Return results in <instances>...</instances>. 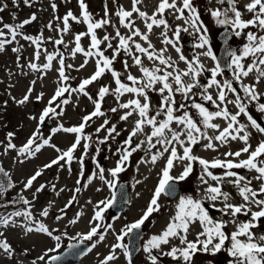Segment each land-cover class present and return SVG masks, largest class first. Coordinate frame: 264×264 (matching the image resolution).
I'll return each instance as SVG.
<instances>
[{"label":"snow or ice","instance_id":"1","mask_svg":"<svg viewBox=\"0 0 264 264\" xmlns=\"http://www.w3.org/2000/svg\"><path fill=\"white\" fill-rule=\"evenodd\" d=\"M15 3L16 0H13ZM25 4H29V0H24ZM79 8L81 10L80 16L73 14L69 10L62 18L56 17V19H62V27L57 26L55 29L61 35L59 38L48 37V40L53 43L54 46L63 45L65 49L68 48V44L64 40V35L70 31L69 21H75L76 23H83L86 25V31L79 32L74 35V47L71 49V55L76 56L77 53H82L85 57L84 61L76 68L77 71L84 68L88 63L89 59L94 60V71L88 77L79 83L76 88H69L66 82L69 80L68 75H66L65 68H73L71 64H65V56L57 48L54 52H48L47 49H42V44L44 43L43 33L39 36L25 35L19 30L25 25L30 24L32 21L36 20L35 14H33L29 19H25L21 23L13 26L9 24H3L0 28V52L5 50L7 44L16 42L17 36H21L24 40L30 41L32 45L35 46L33 60L29 61L28 67L37 72L46 73L47 70L52 68L53 61L59 56V68L57 69L59 76L57 81V87L55 89L54 95L48 101V106L45 107L41 114L29 117L30 119L37 120V128L28 138L27 142L18 149V155L24 156L25 158H30L36 153L40 152L45 146H50L55 148V145L50 143L51 136L44 138L40 132V126L46 121V118L50 114L57 116H62L64 114L62 105H67L70 103L69 98H64V94L75 92L78 94H83L94 105V110L82 117V121L79 125L72 127H64L62 124L51 129V133L54 135L57 132H65L76 134L74 142L66 150H61L55 148L59 155L53 159L50 163L45 164L44 168H51L53 165H57L63 168L65 165H69L68 171L71 172V163L76 160L83 166L84 157L87 156L90 144L87 141H91L92 137L84 135V129L88 122L93 119V117L104 116L105 113L101 110V102L104 98L111 94L115 97L117 101V107L109 109V111L116 113L118 109L126 110L120 115L119 119L121 121H128L130 117L136 115V119L133 121V126L129 132L127 138L123 141L122 145L117 149L118 159L115 162L113 168L108 169V174L112 179L105 178V169L99 164H96L98 169L97 173H93L92 177L88 178V183L92 182L93 177L97 176L100 180L108 186V188L114 189L116 187V178L118 175L125 171V164L129 161V158L133 153L145 148L146 155L151 153L152 149H156L157 145L160 146L155 153L150 155L149 160H141L140 163H151L153 165L160 158H164L166 163L161 169V178L154 190L152 198L148 203L146 209L142 211V215L139 219L132 223L125 224L119 231L113 228L112 224H101L98 221L104 220V211L112 207L115 201V194L109 199L99 201L94 205V214L89 220V229L86 233L77 234L80 238V243L85 241H91V245L87 248V254L92 252L93 249L97 247L98 244L105 241L106 235H108L109 230L114 236L115 242L109 246V252L99 260V264H112L118 260L117 250L119 249L123 256L127 260V264H133L132 253L129 251V245L126 244L125 238L129 237L130 234L133 236L138 235V230L145 224V221L155 213L160 211V204L158 203L159 198L162 194L171 195L175 189L172 187L173 182L184 181L193 172V162L198 161L202 166V171L200 174V182L202 185H207L203 190V196L200 199H194L192 197H180L175 212V215L170 218V222L166 225L165 229L158 235L151 236L142 247V250L148 254V258L151 264H157V255L153 254V251H159L161 255L171 257L176 261H183V264H191L193 256L197 252L205 253H219L225 248L226 241L230 242V247H227V253L232 258L230 264H264V234L257 236L253 229L258 227V223L261 218H264V140H261L255 148L249 143V138L251 133L247 130V125L240 123L238 117L243 114L250 121L251 127L256 129L261 134H264V126H261L256 119H253L247 111V104L244 102L248 101H258L262 93H258L255 84H244L242 82V77H248L250 73L255 71L256 83H260L264 79V0H249L248 3L243 5L246 12L251 13L252 17L249 19L243 18V12L237 8V0H217V3L223 5L227 3L228 7L223 10L220 8L209 9L211 16L216 19L218 25H228L231 27L232 32L235 36L239 37L244 30L250 27L259 30V33L248 31L246 33L247 43L242 49V53L237 55L236 52H229L231 57V62L228 64V68L232 71L233 80L240 83L243 96H241L236 87L233 86V80L225 79L223 82L217 80V76L223 74V69L219 63H216L214 67L207 69L211 72V79L207 85L200 84L198 79L205 71L204 65L200 62L199 57L205 56L210 57L213 61L216 60V56L213 54L211 47H209V40L207 38V29L200 22V15L197 9L193 6L192 0H181V5L178 6L177 0H159V3L152 15L147 12L140 10L138 7L142 3V0H131V9L126 10L123 6H120L115 12V15L119 19V24L128 29L127 34H122L120 28L115 24H111L109 18V11L107 4H105L104 18L99 20H94L92 14L88 11V6L85 0H78ZM7 5L0 7V12L6 8ZM51 8L55 12L57 5L53 2ZM166 10H173L175 18L177 20H183L184 25H177L172 31V35L176 40L169 37L168 32L170 26L163 17ZM185 10H187L188 15L185 16ZM136 13L139 18H141L145 23L146 31H141L140 28L135 27V21L133 20V14ZM231 13V15H230ZM160 17V18H158ZM111 25L115 29V35L105 33L102 37L97 35V30L105 28V26ZM163 26V31L160 33L162 37V43L164 45H171L177 53H181V49L177 46V40L179 39L181 31L188 32L189 28L192 29L193 34L198 35V43L194 45L196 48L204 49L201 53L193 57L192 60H188L183 54L179 55V59L184 61L186 64V69L180 70L175 68V61L171 56H165L167 52V47L157 50L150 40V33L153 27ZM47 27L52 30L53 25L51 22ZM4 29L8 31L5 32ZM87 37L89 39V44L87 48L82 45V39ZM144 42L147 46H143L141 42ZM113 41H116L115 45ZM227 43V39L225 40ZM104 46L103 48L101 46ZM111 49V56L105 55V52ZM135 51H134V50ZM13 52H19L20 48H13ZM123 53L125 56L130 57L132 64L128 63V60L123 61V67L126 75V80L131 82V85L124 83L122 81V73L115 70L113 67L114 62L117 57ZM147 57L148 60L156 62L153 67H145L141 55ZM44 55L45 63L38 64L35 61H39L41 55ZM251 55L253 60L250 64L245 66L241 61ZM20 57H17L19 62ZM137 67L139 72L142 73L141 77L133 75L130 71L131 67ZM163 66V68L161 67ZM172 69V71H167L166 69ZM163 74H158V73ZM105 73H110L111 77L115 82V88L110 89L108 86H101L97 93V98L93 97L86 91L88 85L93 84L98 81ZM188 77L189 81H185L183 78ZM42 78V76L40 77ZM171 80V82H170ZM35 84V81H32ZM160 85V87H156ZM213 86L216 87L217 93L214 98L209 89ZM201 88L202 91L199 93L201 99L205 102H210L215 111H210L209 108L205 107L201 103H197L194 100L191 103V108L197 110L200 119V124L203 125L205 130L212 129L218 131L215 136L208 135L207 131H202L201 127L196 120L193 119L188 111V106L184 103H180L178 107L176 94L179 93L184 100L191 99L192 96L196 95L193 92L194 88ZM32 88L30 87L27 93L22 99L16 101L17 104H25L29 101ZM148 91H158L161 94L162 102L160 108L156 111L155 115H149L150 113V103ZM132 94L133 98L127 100V102H120V98L125 94ZM166 93V94H165ZM228 93L234 95V99H228ZM43 93L36 97L40 100ZM59 99V102L57 100ZM13 99H15L13 97ZM55 103V107L52 105ZM228 104L234 105L238 111L231 113L227 107ZM57 108L61 111L57 112ZM183 110V114L176 115ZM258 111L264 113V103L258 104ZM163 115L165 118L157 119ZM216 118H222L227 121L226 126L221 128V126L213 121ZM109 121L105 119L103 123L96 128V133L101 130L106 132V135L97 140L98 144H104L109 138L115 139L114 133L119 135L116 130V126L112 125L107 127ZM177 125L176 128L172 125ZM145 127L150 130L145 131ZM143 134L144 138L138 143H133V138L138 135ZM13 132L7 133L8 142L5 145V153L10 149H16L17 146L12 143V138L14 137ZM203 139L207 141L203 145L205 149L217 150V144L225 145L230 140H239L243 142V147L235 152L229 151L223 153L225 159H213L211 161L200 158L193 155L192 146L198 144L200 140ZM84 140L82 147L84 152L77 158L74 156L75 151L78 146L81 145V141ZM39 141V142H38ZM182 149V154L178 153V148ZM167 153V156L165 154ZM243 154H247L244 159L235 158L241 157ZM227 157H233V159H227ZM95 161V157H93ZM64 161V164L60 162ZM23 163V160L20 161ZM176 163H183V169L179 175H172V170ZM222 168L225 169L223 176L214 175L209 169ZM232 169H246L249 171H254L257 175L252 178H246L243 175H238L237 172L232 171ZM0 174L4 177H9L3 167H0ZM42 175V170H37L33 175H31L26 183H24L21 193L18 194V199H13L11 204L23 203L27 206L24 210H16L5 214H0V227H22L25 233L40 232L46 234L51 239L55 240L57 243L55 248H51L48 251H55L60 247L61 235H54L55 229L50 230L42 221L36 220L33 216L31 208L33 206V201L36 199L38 193L42 192L46 185L41 184L32 193L33 200L30 201L22 193L23 191L33 187V182L37 180L39 176ZM83 175V173H81ZM208 178L216 182V185L209 184ZM231 178V179H227ZM252 180L259 181L258 189H254L250 185ZM222 182H227L234 185L239 196L242 198V203L233 204L230 203V194L228 192L222 191L219 186ZM80 180H77V184ZM139 183V181H137ZM14 185L10 181L7 185L0 180V196L3 195L9 188ZM52 190L58 196L63 189L59 191L56 190L55 185H52ZM80 188H76L75 192L79 193ZM97 191H100L98 188ZM76 196L68 201L65 208L70 206L73 201H75ZM202 201H210V207L221 213V219L214 220L209 214L208 209L204 206ZM217 202L222 206L217 207ZM53 202H49L48 207H45L41 212L40 216L47 217L49 215V208L52 206ZM88 203H91L89 201ZM7 205H0V207H6ZM103 206V207H101ZM253 206L257 210H253ZM63 213L64 209H60ZM242 214L246 217H250L247 221L239 222L236 217ZM82 213H77L74 219L68 221L69 224H76ZM14 217H23L24 221L17 224ZM223 217H228V219H223ZM119 217H117L118 219ZM63 216H57L56 220H62ZM199 223L201 231L197 233L196 240L190 241L187 239V234L189 232L190 226ZM229 224L235 225L236 230L232 231L231 234H227L225 229ZM3 231H0V237H3ZM96 238L95 240L93 238ZM203 237V239H201ZM243 237L244 239H241ZM172 238H178L179 244L181 246H170V250L164 252L162 246L170 245V240ZM71 248L75 249L78 244L70 245ZM0 251H2L9 258H12L14 250L11 248L10 244L6 239H0ZM45 255L38 257V260L44 261ZM59 256L49 257L48 264L59 260ZM32 264H36L33 261Z\"/></svg>","mask_w":264,"mask_h":264},{"label":"rangeland","instance_id":"2","mask_svg":"<svg viewBox=\"0 0 264 264\" xmlns=\"http://www.w3.org/2000/svg\"><path fill=\"white\" fill-rule=\"evenodd\" d=\"M53 2L57 5L55 12L51 8V4ZM248 2L249 0H237L236 6L243 12L244 19H249L252 17V14L246 12V10L243 8V5ZM85 3L87 4L88 11L92 14L94 20L104 18L105 4H107L111 24H115L117 27H119L122 34L128 33V29H125L119 24V19L115 15V12L120 6H123V8L126 10H130L131 0H85ZM158 3L159 0H142V3L139 4L138 7L140 10L152 15ZM192 3L200 15V22L207 29L206 35L209 40L208 46L211 47L212 52L215 55L220 45V40L217 37V31H219V29L225 25H218L216 23V19L211 16L209 9L220 8L223 10L224 8H227L228 5L227 3L221 5L217 3V0H192ZM177 4L180 6L181 0H177ZM4 5H7V7L4 8L2 12H0V28L3 27V24L15 26L25 19H29L33 14H35L36 20L25 25L19 31L25 35H31L34 37L43 33L44 43L41 46L42 49H47L48 52H54L58 48L59 51L64 54L65 64H71L74 66L71 69L67 67L65 68L66 75L69 77V80L66 82L69 88L78 87L81 80L88 78L93 73L95 65L92 58L89 59V63L84 68L77 71L76 68H78L79 65L84 61L85 57L82 53H77L75 57L71 55V49L74 47V35L76 33L86 31L85 24L76 23L75 21L71 20L69 21L70 31L67 34H63L64 40L68 44L67 49H65L63 45L54 46L53 43L48 40V37H53L55 39L59 38L61 35L55 29L57 26L62 27V19H56V17L62 18L69 10H71L74 15L80 16L81 10L79 8L78 0H29V4H25L24 0H16L15 3L13 0H0V7H3ZM175 15L176 14L173 10H166L162 17L167 20L170 26L168 35L174 40H176V38L172 35V31L175 29V27L177 25L187 27V25H184L183 20H177ZM187 15V10H185V16ZM133 20L135 21V27L140 28L142 32L146 31L144 21L139 18L136 13L133 14ZM49 22H51L53 25L52 30L47 27ZM163 30V26H154L152 32L149 34L150 40L157 50L167 47L168 50L165 53V56L172 57V59L176 62L175 68L180 70L186 69V64L184 61L179 59L180 54H183L188 60H192L194 56L204 51V49L194 47V45L198 43V35L193 34L191 28H189L188 32L181 31L179 39L176 41L177 46L181 49V53H177L175 49L171 47V45H164L161 42L162 37L160 33ZM4 31L7 32L8 30L4 29ZM248 31L259 33L258 29L252 27L244 30V32L239 37L235 36L232 32L230 40L234 45L233 50H235L237 55L242 53V49L247 43L246 33ZM105 33L114 36L115 29L111 25H107L105 28L97 30V35L99 37H102ZM136 39L138 42H141L143 46H147L144 44V42L139 41V38ZM115 43L116 41H113L114 45ZM88 44L89 39L87 37L83 38L82 45L87 48ZM101 47L103 48L104 46L102 45ZM229 47L230 46L228 45L221 47V51L224 53V56L227 55V52H232L231 48ZM13 48H20V51L13 52ZM34 50L35 46L32 45L30 41L24 40L18 35L16 42L7 44L5 46V50L0 52V167H3V169L9 173L10 181L14 185L6 191V194L2 198L4 203L7 205L4 207L7 209L6 213L4 214L6 215L7 213L14 212L16 210H24L27 207L22 202L17 204H11L9 202H11L13 199H18V194L21 193V190L23 189L24 183H26L27 179L37 170H42V175L33 182V187L23 191L22 194L27 199L32 201V193L35 192V189L41 184L46 185L45 189L37 194L36 199L33 201L31 211L36 220L42 221L50 230L55 229L56 231H54L53 234L61 235V241L59 242L60 247L58 249L49 252V249L55 248L57 242L51 239V237H48L46 234L40 232L25 233L24 229L19 226H10L8 228L0 227V231H3L4 233V236L0 237V239H6L11 248L14 250L12 258H9L2 251H0V264H32L33 261H36V264H48L49 257L54 252L62 250L63 247L67 246L70 241L80 239L77 234L86 233L88 231L90 227L89 220L94 214V205L101 200H105L106 198L110 199L113 190H110L104 181L99 179L98 175L93 177L90 184L88 183V178L92 177L93 173L98 172L96 164L99 163L105 169V178L112 179L107 170L115 166V162L118 159L117 149L127 138L133 126V121L137 118L134 114L133 117H130L128 121H121L119 117L126 110L118 109L116 113L109 111V109L117 107V101L113 95H107L101 102V110L105 113V115L93 117V119L88 122L84 129V135L91 136L92 139L91 141H87L90 144V147L88 149L87 156L84 157L83 166L74 160L70 165L71 172L68 171L69 165H65L63 168L53 165L51 168L45 169L44 165L50 163L59 155L55 148L66 150L74 142L76 135L72 133H65L63 131L57 132L53 135L51 133V129L61 124L64 127L79 125L82 121V117L90 113L89 108L94 106L92 101H90L83 94L73 92L69 96L68 93H65L64 98H69L70 103L61 106L63 108L64 114L62 116L50 114V116L46 118L45 123L40 126V132L42 133L43 137L47 138L51 136L50 143L55 145V148L45 146L40 152L36 153L30 158L19 156L18 149L27 142L28 138L37 128V120L30 119L29 117H38L42 110L48 106V101L54 95L55 89L57 87L59 76L57 71L59 68V56L53 61L52 68L47 70L46 73L33 71L27 66L29 61L33 60ZM111 52L112 50L108 49L105 52V55L111 56ZM137 55H141L145 67H149L151 69L154 63L158 64V61H150L143 54L137 53ZM18 56L20 57L19 62L17 61ZM125 59L128 60L130 65L132 64L131 58L121 53V55L117 57L116 61L114 62L113 67L115 70L122 73V81L131 85V82L126 80L127 73L123 67V61ZM199 59L204 65L205 71H203L202 75L199 76L198 79L200 84L207 85L211 79V72L207 71V69L214 67L217 62L216 60L213 61L210 57H205L202 55L199 57ZM227 59L230 63L231 57L229 54L227 55ZM252 60L253 57L249 55L248 57H245L241 63L247 66L252 62ZM35 62L41 65L45 63L46 61L44 55L42 54L40 60ZM161 67L163 68V66ZM222 69L223 74L218 75L217 80L221 82H223L225 79L233 80L232 71L228 68V66L227 68ZM166 70L172 71L170 68ZM130 71L137 77L142 76V73H140L139 69L135 66L131 67ZM158 74L163 73L161 72ZM256 75L257 73L253 71L248 77H242V82L244 84H255L257 92L264 94V79H262L260 83H256ZM41 76L42 78H40ZM183 79L190 82L188 77H184ZM32 81H35V84H33ZM101 86H108L110 89L115 88L116 85L110 73H105V75L102 76L98 81L88 85L86 87V91L89 92L93 99H96L98 90ZM233 86L236 87L237 92L241 96L244 95L241 90L240 83L233 80ZM30 87L33 90L31 92L29 101L22 105L17 104L16 101L22 99ZM156 87L158 88L160 85H156ZM201 91L202 89L199 87L194 88L193 92L196 93V95L192 96L190 93L189 95L191 96V99L189 100H184L183 97L177 93L176 107H178L180 103L187 105L190 115H192L193 119L197 121L202 131H207L208 135L215 136L218 134V131L212 129L205 130L203 125L200 124L201 118L198 116L197 110L191 108V103L194 100L195 102L201 103L205 107L209 108L210 111L216 110L210 102H205L201 99L199 95ZM149 92L150 91H148L150 103L149 115H155L156 111L160 108L162 97L158 91ZM41 93H43L42 98L37 100L36 97ZM209 93H211L215 98L217 93L216 87L213 86L210 88ZM227 95L228 99L235 98L231 93H228ZM13 97L15 99H13ZM130 98H133V95L126 93L120 98V102H127V100ZM59 99L60 98H58L56 103L59 102ZM244 102L247 104V111L249 115H251L253 119H256L257 122L261 124V126H264V113L258 111V104L264 103V95H261L258 101L245 100ZM52 106L55 107V103ZM227 107L231 113L238 111V109L232 104H228ZM60 111L61 109L57 108V112ZM174 114L181 115L183 114V110ZM163 118H165L163 115L157 117L158 120ZM105 119L109 121L107 127L115 125L119 135L114 133L113 135L115 136V139L109 138L106 143L98 144V138L102 139L106 135V132L101 130L99 133H96V128L99 127ZM238 120L240 123L248 126L247 130L251 133L249 143L252 145V148H255L261 140H264V134H261L256 131V129L252 128L250 121H248L246 116L241 114L238 117ZM213 122L219 124L221 128L227 124V121L223 120L222 118H216ZM172 127L176 128L177 125L173 124ZM149 130L150 129L148 127H145L146 132ZM9 132H13L15 134L12 138V143H14L17 148L10 149L7 151V153H5V145L8 142L7 133ZM143 138V134H140L133 138V143H138ZM83 143H85L84 140L81 141V145L78 146L74 153V156L77 158H79L84 152L82 147ZM205 143H207V141L201 139L198 144L192 146V154L209 161L220 156L223 157V153L225 152H235V150L238 151L244 146L243 142L239 140H230L225 145H219V142L214 141V143L217 144V150H212L205 149L203 147ZM159 148L160 146L157 145V148L152 149L151 153L148 155H146V146L145 148L133 153V155L129 158V161H127L125 164V171L121 172L116 178V181H121L128 189L129 197L125 202V208L121 210L113 209L112 207L108 208L103 213L104 220L98 221L97 223L112 224L113 228L119 231V229H121L125 224H129L136 220V216L139 211L150 202L149 198L151 197V193H154V190L161 178V169L166 163L163 157L160 158L155 165L151 163H140V161L142 159L149 160L150 155L155 153ZM177 148L178 153L182 154V149L179 148V146H177ZM165 156H167V153ZM93 157H95V161L93 160ZM21 160H23V163L20 162ZM60 163L64 164V161H61ZM182 169L183 163H176L171 174L174 176L179 175ZM201 171L202 166L198 163V161H194L193 172L184 181H180L185 185L181 186V188H178L177 191L172 192L171 195L162 194L160 196L158 201L161 206L160 211L153 213L151 217L145 221V224L143 225L145 229L142 228L141 234V236L144 235L143 240L138 250L133 253V264H151L148 254L142 250L143 244L151 236L158 235L165 229L166 225L170 222V218L174 216L175 212L177 211L176 205L180 197L190 196L194 199H200L203 196V190L205 187H207V185H202L200 182L199 177ZM209 171H211L216 176H223L225 169L210 168ZM232 171H234V169H232ZM247 172L248 176L246 178H252L257 175L254 171L247 170ZM81 173H83V175H81ZM1 178L4 180L5 177L1 174ZM78 179L80 180L79 184H77ZM137 181H139V183H137ZM208 182L214 186L216 185V182L212 181L210 178H208ZM259 183V181L252 180V184L250 186L254 189H258ZM52 185H55L57 191L60 189H63V191L57 196L52 190ZM76 188H80L81 191L76 193ZM98 188L100 191H97ZM221 188L222 191L228 192L230 194V203L239 204L243 202L242 198L238 194L237 188L234 185L227 182H222ZM73 195L76 196L75 201H73L70 206L65 208V205L73 197ZM260 198H264V196H261ZM89 201H91V203H88ZM49 202H53L52 206L49 208V215L47 217L40 216V212L45 207H48ZM207 202L211 204L210 201ZM221 206L222 205L217 202V207ZM60 209H64V212L62 213ZM253 209H255V206H253ZM77 213H82L77 223L69 224L68 221L74 219ZM209 214L214 220H219L222 218L221 213L215 209H213L211 213L209 212ZM60 215L63 216V219L59 221L56 220V217ZM117 217L119 218L117 219ZM249 218L242 214H239L236 217L239 222L247 221ZM14 219L17 221L18 225L24 221L23 217H14ZM223 219H228V217H223ZM259 222L260 226L253 229L257 236L264 234V218H261ZM201 230L202 229L198 222L191 225L187 234V239L190 241L196 240L197 233ZM235 230V225L229 224L225 229V232L230 235L231 232ZM93 239L95 240L96 238L94 237ZM201 239H203V237H201ZM241 239L244 238L241 237ZM114 242V236L111 233V230H109L105 241L98 244L92 252H89L86 255L83 254L76 262H74V264H99V260L109 252V246ZM124 242L127 244L126 238ZM90 245L91 241H89V246ZM172 245L182 247V245L179 244L178 238H172L170 240V245L162 246V250L167 252L170 250V246ZM227 247H230L229 241H226L225 248L220 251L224 253L225 256H229L227 253ZM45 253H47L45 260H38V257L45 255ZM155 253L160 254L159 251L154 250L153 254ZM117 255L119 257L118 260L112 262V264H127L126 258L119 249L117 250ZM231 259L232 258L229 256L228 263L226 264H230ZM194 262L195 261L192 260L191 264H197ZM157 264L161 263H159L157 260Z\"/></svg>","mask_w":264,"mask_h":264},{"label":"water","instance_id":"3","mask_svg":"<svg viewBox=\"0 0 264 264\" xmlns=\"http://www.w3.org/2000/svg\"><path fill=\"white\" fill-rule=\"evenodd\" d=\"M221 34L222 32L219 34L220 38H221ZM229 34H230L229 30L223 31L222 37H224V39L222 38V40H224V42L228 38ZM117 186L118 187L115 191V201L112 207L113 209L121 210L125 208L124 207L125 201L128 198L127 189L125 185H123L122 182H120ZM140 235H141V230H138V235L133 236L132 234H130L129 237H127L130 252H134L138 249L140 245V238H139ZM72 244H78V247L73 249L70 247V245ZM86 246H87V241L83 243H80V241L70 242L65 248H63L62 251H60L56 255V256H59L60 259L52 262V264H74V262H76L79 259V257L84 253Z\"/></svg>","mask_w":264,"mask_h":264},{"label":"flooded vegetation","instance_id":"4","mask_svg":"<svg viewBox=\"0 0 264 264\" xmlns=\"http://www.w3.org/2000/svg\"><path fill=\"white\" fill-rule=\"evenodd\" d=\"M234 171L237 172L238 175H243L245 177L248 176V172H247L246 169H234ZM183 185H185V184L182 183V182H180V181H177V182H174V185L173 186H175V188H176L175 191H177L178 188H181V186H183ZM202 202L204 203V206L208 209V211L211 213L213 211V208L210 207V203H208L207 201H202ZM255 209H253V210H255ZM257 223H258V226H260V222H257ZM142 228L145 229V227H143V226L141 227V229ZM143 236H142V239H141V243H142V240H143ZM154 255H157V258H158L157 260L161 264H169V261L170 262L173 261V259L171 257H168V256H164V255L157 254V253H155ZM223 256L224 255L223 254H220V253L211 254V253H205V252H203V253L202 252H197L193 256V259L192 260L195 261L194 263H197V264H204V263L205 264H219L221 262L224 263V257ZM196 258H197V260H196ZM171 264H183V261L173 262Z\"/></svg>","mask_w":264,"mask_h":264},{"label":"trees","instance_id":"5","mask_svg":"<svg viewBox=\"0 0 264 264\" xmlns=\"http://www.w3.org/2000/svg\"><path fill=\"white\" fill-rule=\"evenodd\" d=\"M0 180H2L5 183V185H7V183L9 182L8 177H5L4 180H3L1 178V174H0ZM5 194H6V192H4L2 196H0V205H6L4 203V200L2 199ZM6 211H7V209H5L4 207H0V214H4V213H6Z\"/></svg>","mask_w":264,"mask_h":264},{"label":"bare ground","instance_id":"6","mask_svg":"<svg viewBox=\"0 0 264 264\" xmlns=\"http://www.w3.org/2000/svg\"><path fill=\"white\" fill-rule=\"evenodd\" d=\"M157 6V5H156Z\"/></svg>","mask_w":264,"mask_h":264}]
</instances>
